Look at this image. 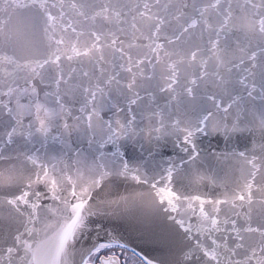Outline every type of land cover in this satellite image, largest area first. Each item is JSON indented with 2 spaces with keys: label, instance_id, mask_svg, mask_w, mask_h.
I'll list each match as a JSON object with an SVG mask.
<instances>
[{
  "label": "snow or ice",
  "instance_id": "1",
  "mask_svg": "<svg viewBox=\"0 0 264 264\" xmlns=\"http://www.w3.org/2000/svg\"><path fill=\"white\" fill-rule=\"evenodd\" d=\"M0 264H264V0H0Z\"/></svg>",
  "mask_w": 264,
  "mask_h": 264
},
{
  "label": "water",
  "instance_id": "2",
  "mask_svg": "<svg viewBox=\"0 0 264 264\" xmlns=\"http://www.w3.org/2000/svg\"><path fill=\"white\" fill-rule=\"evenodd\" d=\"M209 143H212L213 146L216 145L215 140L212 141H204V147H207ZM222 146V144L220 145ZM164 151H171L170 146L167 150ZM128 157L130 160L136 159V154L132 152V149L129 148ZM103 225L107 229H111L120 233V235L125 239L130 241L134 246L142 247L146 250H150L153 248H160L162 245L159 243L149 239L148 235L142 231L141 227L137 225L135 222L128 221V220H106L103 221ZM159 230V229H157ZM152 255H159L158 252H153Z\"/></svg>",
  "mask_w": 264,
  "mask_h": 264
}]
</instances>
